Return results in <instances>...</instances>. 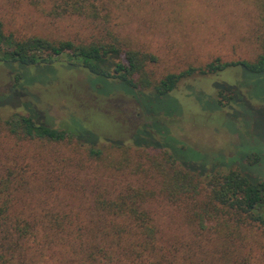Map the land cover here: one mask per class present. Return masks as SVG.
I'll list each match as a JSON object with an SVG mask.
<instances>
[{
  "label": "rangeland",
  "instance_id": "obj_1",
  "mask_svg": "<svg viewBox=\"0 0 264 264\" xmlns=\"http://www.w3.org/2000/svg\"><path fill=\"white\" fill-rule=\"evenodd\" d=\"M30 3L0 0L6 34L18 39L75 40L94 32V25L82 18H53ZM114 5L113 21L120 32L136 48L155 56L149 66L154 80L204 67L215 59L253 62L261 52L264 0H114ZM151 92L138 93L62 61L25 67L0 63L2 119L14 113L29 115L38 125L69 128L96 148L108 141L142 143L146 131L188 164L206 168L203 176L233 168L264 182V75L229 67L183 78L162 98ZM220 92L225 96L234 92V99L228 103ZM182 145L187 147L184 153L177 150ZM76 152L68 143L44 146L0 133V174L6 167L25 182L20 195L28 204L17 206L70 214L75 223H83L76 215L90 208L95 192L104 188L100 178L113 182L115 175L93 165L85 170L68 167L80 158ZM256 157L258 163H251ZM125 181L133 185L135 180ZM146 208L164 243L185 244L189 229L178 208L160 198Z\"/></svg>",
  "mask_w": 264,
  "mask_h": 264
},
{
  "label": "trees",
  "instance_id": "obj_2",
  "mask_svg": "<svg viewBox=\"0 0 264 264\" xmlns=\"http://www.w3.org/2000/svg\"><path fill=\"white\" fill-rule=\"evenodd\" d=\"M30 2L53 18H82L94 25V32L75 40L18 39L6 34L0 22V63L25 67L62 61L138 93L152 91L157 98L168 96L183 78L194 74L240 67L264 75V6L259 23L261 52L253 62L215 59L204 67L154 80L149 66L156 58L120 32L113 21L114 0ZM219 94L228 103L235 96L234 92ZM151 127L155 128V122ZM144 132L142 143L127 146L108 141L96 148L69 128L38 125L29 115L0 117V133L18 142L71 144L81 159L68 167L85 170L93 165L115 175L111 185L100 178L104 188L95 192L90 208L76 215L83 223H75L70 214L19 208L17 204H28L20 195L25 182L4 167L5 174H0V264H264V182L233 168L203 176L206 168L188 164L175 149L165 142L160 145L153 134ZM186 148L182 145L177 150L184 153ZM257 161L258 157L251 163ZM125 178L135 180L134 184ZM156 198L180 210L189 229L184 245L163 242L157 221L146 208Z\"/></svg>",
  "mask_w": 264,
  "mask_h": 264
}]
</instances>
